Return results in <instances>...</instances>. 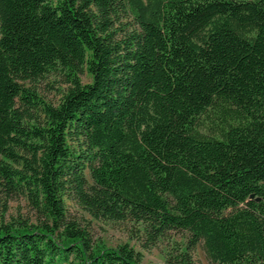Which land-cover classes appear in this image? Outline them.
<instances>
[{
  "label": "trees",
  "instance_id": "16d2710c",
  "mask_svg": "<svg viewBox=\"0 0 264 264\" xmlns=\"http://www.w3.org/2000/svg\"><path fill=\"white\" fill-rule=\"evenodd\" d=\"M0 194L36 215L0 224V264H144L67 199L148 247L188 232L168 264H264V0H0Z\"/></svg>",
  "mask_w": 264,
  "mask_h": 264
},
{
  "label": "rangeland",
  "instance_id": "374dc122",
  "mask_svg": "<svg viewBox=\"0 0 264 264\" xmlns=\"http://www.w3.org/2000/svg\"><path fill=\"white\" fill-rule=\"evenodd\" d=\"M83 83L92 81L91 75L85 71L81 75ZM36 88L41 97L47 103L58 105L67 88V85L60 77L49 75L41 78ZM214 124L208 122V126ZM207 128V127H206ZM87 177L91 181L89 172ZM66 204L70 216L76 218L82 225H86L94 237L102 240L108 247H117L120 244L128 243L139 253L142 263L168 264L167 255L173 251L185 247L189 240V233L185 231H171L160 238L155 245L147 246V239L143 235V226L132 221H103L96 220L84 211L74 201L67 199ZM27 221L36 222L35 211L24 195L8 199L0 194V224L10 222ZM194 264H211L207 257L203 242L197 245L192 251Z\"/></svg>",
  "mask_w": 264,
  "mask_h": 264
}]
</instances>
